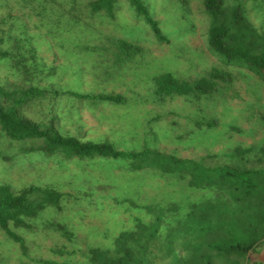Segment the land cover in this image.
<instances>
[{
  "label": "trees",
  "instance_id": "trees-1",
  "mask_svg": "<svg viewBox=\"0 0 264 264\" xmlns=\"http://www.w3.org/2000/svg\"><path fill=\"white\" fill-rule=\"evenodd\" d=\"M157 1H149L154 5L151 11L144 0H0V234L5 238L0 239V264H192L193 253H200L192 244L186 258L174 251L161 258L158 253L162 248L152 250L159 218L151 225L134 219L138 222L136 231L123 232L113 241L114 236L105 232L99 237L107 243L90 244L88 239L94 236L78 235L76 229L82 227L76 219L84 215L80 203L85 198L66 194L69 184L58 174L76 167L81 169L78 174H94V163L102 162L130 161L131 170L152 168L182 179L187 174L199 188L225 193L229 199L223 204L197 207L192 219L194 229L199 230L197 236L211 228L223 242L233 240L239 223L242 232H257V212L264 219V192L259 188L264 189V145L235 148L225 156L233 164L212 166L205 164V158L186 160L149 148L120 151L110 138L77 135L60 124L61 116L73 121L85 107L100 111L127 103L116 88H126L139 67L148 69L151 63L144 62L142 47L118 36L119 13L125 7L126 13L151 28L157 41L168 43L159 27L161 21L155 19ZM161 1L162 5H173L172 21L179 33H172L177 38L184 37L182 31L189 33L190 24L191 31L195 30L187 3L160 0L159 4ZM201 8L204 47L217 66L194 81L172 73L153 74L150 79L153 95L161 102L178 97L192 105L211 102L195 110L194 123L197 132L214 134L211 130L219 126L213 116L216 98L224 96L238 75H251L260 88L264 86V0H201ZM199 55L206 57L203 52ZM86 80L95 83V91ZM226 103L223 106L229 109ZM37 108L39 112H35ZM260 121L264 123L262 118ZM260 141L264 142V137ZM255 152L261 168L246 165L253 163L246 156ZM210 157L219 159L218 154ZM15 174L28 175L30 183L25 177L23 185L14 186ZM78 174L71 173L70 179L67 176L68 182L76 180ZM228 206L233 208L229 231L225 225ZM44 231L68 243L52 247L50 258L31 257L23 234ZM209 245L223 250L230 262L247 255L248 264H258L254 240L250 244L231 241L228 246ZM14 248L20 251L18 258Z\"/></svg>",
  "mask_w": 264,
  "mask_h": 264
},
{
  "label": "rangeland",
  "instance_id": "rangeland-1",
  "mask_svg": "<svg viewBox=\"0 0 264 264\" xmlns=\"http://www.w3.org/2000/svg\"><path fill=\"white\" fill-rule=\"evenodd\" d=\"M144 1L151 11H154V5L149 2L154 3V0ZM181 1L187 3L191 10L190 20L196 25L194 31H191V24L189 33L182 31L184 37L181 39L173 34L179 33L178 29L174 28L176 23L174 25L172 21L173 5H162L163 1L159 4L160 0L156 3L155 19L161 21L159 27L167 36L168 43L157 41L148 25L136 21L132 15L123 10L125 7H121L118 36L142 47L145 54L144 62L148 60L151 63L150 68L139 67L141 70L137 68L139 72L128 80L126 88L123 90L116 88V91L121 90L123 96L125 95L128 99L123 106L117 105L116 108L106 106L100 111L98 108L93 110L85 107L80 116L73 117V121H67L61 116L60 124L66 131L90 138L103 135L101 140L112 139V143L120 151L139 152L144 148H149L186 160L202 161L205 158V164L212 166L233 164L234 162L225 156L235 148L246 149L264 145V142L260 141L264 137V123L260 121V118L264 120V108L260 105L264 104V86L260 88L257 79L251 75L247 76L245 73L238 75V79L224 96L220 99L216 98L218 104L215 105V110H213L214 107L209 109L213 110V116L219 124L217 129L211 130L214 134L197 132L194 123L197 120L195 110L204 108L211 102L192 105L185 103L181 97L161 102L153 95L154 82L150 79L153 74L155 76L172 73L180 79L194 81L208 75L211 68L217 66L216 60L208 56L204 47L205 26L203 21L205 16L202 13L201 0ZM181 24L184 23H178V25ZM202 52L205 58L200 57L199 54ZM86 82L91 90L95 91L96 87L93 86L95 83L87 80ZM84 85L85 82H83ZM256 87L260 89L257 91ZM259 92L262 96L258 95ZM225 100L227 106H230L229 109L223 106ZM39 110L37 108L35 112ZM256 153H249L246 156V159L253 162L247 163L248 167L261 168L256 163ZM214 154H218L219 159H211L210 156ZM130 163L124 160L94 163L91 169L94 174L86 172L78 174L81 170L79 167L71 172L58 174L59 178L69 184L65 189L66 194L70 193L72 198L82 196L85 198V202L80 203L84 215L76 219L81 222L79 226L82 227V229H76L79 236L87 237L89 234L94 236L88 239L90 244L107 243L105 239L99 237L105 232L114 236L113 241L123 232L136 231L138 222L135 220L151 225L159 218L157 241L152 244V250L156 252L157 249L162 248V251L158 253L161 258H166L167 253L173 251L179 257H189L192 251L190 244H192L200 252L198 255L193 253L190 258L192 264L212 262L242 264V260L244 264H248L247 255L230 262L223 250L219 247L214 248L209 243L215 246L224 243L228 246L231 241L250 244L254 240V250L259 255H254V257L258 264H264V219L261 213L257 212L256 215L258 217L257 232H242L239 223V226H236L238 229L233 233L235 236L233 240L223 242L222 239L212 234L211 228L202 232L201 236H197L199 230L194 229L192 220L197 207L208 203L223 204L228 201L229 197L225 193L199 188L198 183L187 174L182 179L178 175H167L152 168L134 171L131 170ZM71 173L78 174V177L69 183L67 176L69 177ZM51 175L54 177V173ZM27 176L13 175L12 184L14 186L23 185L22 181L25 177L27 183H30ZM259 188L264 192L262 186ZM94 202L99 206L92 205ZM228 210L229 219L225 225L229 231L233 227L231 224L232 206H228ZM242 229L244 231L245 227L243 226ZM47 232L23 234L30 248L31 257L50 258L52 247L58 243H68L65 238L57 235L49 236L51 233ZM0 239L5 238L0 234ZM202 241L207 244L201 245ZM77 243L80 246V242L77 241ZM14 250L18 258L20 251L16 248ZM197 257L198 261H196Z\"/></svg>",
  "mask_w": 264,
  "mask_h": 264
}]
</instances>
